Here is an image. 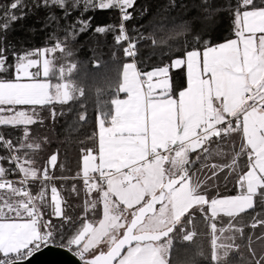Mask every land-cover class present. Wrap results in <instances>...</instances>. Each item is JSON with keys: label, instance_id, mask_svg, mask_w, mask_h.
<instances>
[{"label": "trees", "instance_id": "trees-1", "mask_svg": "<svg viewBox=\"0 0 264 264\" xmlns=\"http://www.w3.org/2000/svg\"><path fill=\"white\" fill-rule=\"evenodd\" d=\"M105 2L97 0V4ZM9 3L0 0V26L8 24L6 30L0 27V81L15 79L22 56L54 49L49 79L55 83L63 75L71 99L22 107L34 119L30 125H0V178L22 175L29 180L39 212L52 219L57 231L62 226L65 244H73L86 221L101 219V192L106 182L96 180V189H90L82 178V159L98 150L99 123H111L114 102L123 97L119 87L125 64L134 61L143 74L170 66L189 53L235 38L238 16L264 9V0H208L207 10L193 9V0H136L130 10L133 18L124 22L128 42L135 48L131 57L127 40L114 41L121 23L118 10L90 11L85 19L94 17L91 28L81 32L68 21L52 23L49 11L55 9H49L45 0H23L24 6L15 13L23 18L12 22L4 11ZM183 21L189 23L176 27ZM97 26H112L113 31L97 33ZM169 77L171 95L176 96L186 87V71L172 69ZM203 143L180 174L185 170L194 194L208 201L239 195L240 182L251 166L241 130L225 124ZM262 183L254 207L232 221L239 232L220 237L222 242L228 240L226 257L214 261L209 217L192 210L191 219H184L165 236L171 241L170 264H264V176ZM21 185L16 182L12 188H0V202L29 210L22 206L26 197L20 192ZM53 189L61 198L62 217L53 213ZM56 245L61 246L60 237Z\"/></svg>", "mask_w": 264, "mask_h": 264}, {"label": "crops", "instance_id": "crops-1", "mask_svg": "<svg viewBox=\"0 0 264 264\" xmlns=\"http://www.w3.org/2000/svg\"><path fill=\"white\" fill-rule=\"evenodd\" d=\"M236 33L235 38L198 53V66L200 69L199 81L202 84L205 83V87L194 92L192 96L187 94L189 85L185 67L173 68L171 65L167 66L168 77L172 69L184 68L186 71V87L182 91L176 96L171 95L170 77L168 88L169 96L178 101V103L185 96L181 109L182 111L184 110L186 118H184L183 122H181L182 120L179 121L175 129L171 127L169 132L171 138L157 147L158 150L165 148L169 142L174 140L178 145L186 144L188 146L192 141H195V136L198 133L197 128L200 125L210 124L212 122L216 125L224 126L231 119H240L241 123L233 127L241 130L249 150V155L251 156V166L240 182V194L234 197L208 201L206 198L198 197L194 194L188 178L172 192L174 199L172 214L173 225L171 230L184 219H191L192 216L190 214L192 210L197 215L199 213L203 217H205L204 215L209 217L213 236V259L215 262L226 257L229 251L228 240L222 242L220 237L224 233L231 234L239 232L235 228L236 226H233L235 223L232 225V221L240 218V216L254 207L255 195L263 184L262 178L264 176V9L241 13L237 18ZM132 62L137 69L136 74L140 77V83L142 82L143 87L146 76L152 71L144 74L140 73L136 63L134 61ZM204 91H207L205 96L203 95ZM120 92L123 94V97L114 102L111 123L109 125H106L103 121L99 123L98 150L93 152V154L83 156L82 164L89 157H96V160L89 166L92 170L95 161L99 163L100 155L104 154L102 149L105 144L102 145V139L110 146L109 150L112 159H110L108 164L112 168L109 169L120 170L124 163L126 165L131 164L137 166L138 164L146 162L145 152L143 150H138L131 143L126 145L122 143L120 134H124L123 136L127 137V135L138 131L141 128L140 123L142 120L132 119L131 111H127L124 106L128 95L121 90ZM199 94L204 99L198 109V100L200 103ZM194 104H197V106ZM191 105L194 106L193 110ZM188 115L191 116L190 118H196L197 124H200L197 128L193 125L194 123H188L190 119H188ZM214 134H217V132H212L206 138ZM189 146L184 153H180L175 157L169 155V159L165 163L160 164L155 169V172L150 171L148 173V170L145 171L144 180L137 185V188H134L135 193L132 190L127 191L126 197L135 199L134 203H132L134 206H129V210H138L151 195L153 196L155 193L161 191L167 176L170 178L178 177L190 155L201 148L200 146ZM123 156L127 159L123 160ZM131 159L133 161H130ZM127 170L128 168L125 172ZM97 171H94V175L99 174ZM121 175V172H117L115 175L117 177L114 176V180L108 186L105 184L104 190L101 192L102 216L98 223L93 226L92 232L90 231L86 236V241L89 243L93 242V240L98 242L99 240L101 242L105 240V237L107 238V235L103 233L105 228H108L106 231L107 234L113 231L112 240L116 241L117 238L124 234L128 227L126 226V219L130 217L126 213L121 219L113 217L112 215L105 217V212L103 214V201H106L110 205V197H114L115 204L121 208L122 212L125 210L124 205L111 194L112 191L118 188L128 187L126 185L127 179L124 178L125 176L120 177ZM126 175H128L129 182L139 180L138 173L135 171L134 173H126ZM90 180L91 182L88 187L92 190L96 189V180L92 178ZM109 188L111 191H109ZM115 204L112 203L111 206L113 207ZM109 205H107V210L110 209ZM221 221L224 222H222L223 227L220 228V232L218 226ZM226 221L227 223H225ZM114 232L116 233L114 234ZM187 236L190 239L191 235ZM259 248L261 247H256V249ZM170 249L171 241L169 237H163L156 241L138 243L128 248L116 264H170ZM95 251L98 253L105 252L101 251V249H95Z\"/></svg>", "mask_w": 264, "mask_h": 264}, {"label": "rangeland", "instance_id": "rangeland-1", "mask_svg": "<svg viewBox=\"0 0 264 264\" xmlns=\"http://www.w3.org/2000/svg\"><path fill=\"white\" fill-rule=\"evenodd\" d=\"M53 52L54 49H41L34 55L22 56L15 68V79L12 81H0V125L32 124L34 121L33 117L23 112L24 109L22 107L27 105L67 103L70 101V86L63 79V75L60 76V80L58 81L59 83H52L49 79L52 71L50 63ZM198 53L199 52L189 53L185 58L176 59L171 63V67L173 68L185 67L189 85L187 94L190 96L194 95L193 93L198 91L200 88L205 87V83L202 84L199 81L200 69L198 66ZM167 70L168 67H163L149 73L146 76L145 84L143 83L144 85L142 87V82L140 83V77L136 74L137 69L135 65L132 61L128 62L125 64L121 85L119 87V90L127 93L128 95V99L124 103V106L126 107L127 111H131L132 119L136 118L138 120H142L140 123L141 128L138 131L133 132L131 135H127V137L123 136L124 134H120L122 143L124 145L131 143V145L136 147L138 150H143L145 152L146 162L138 164L137 166L131 164L126 165V163H124L121 166L122 170L109 169L112 168V166L108 164L110 159H112L109 150L110 146L109 144L107 145L102 139V145L105 144L106 146L104 145L102 149L104 154L100 155V162L97 163L95 161L93 170L89 166H91V163L96 160V157H89V159L82 164V178L88 186L91 182L90 178L98 175L101 176L104 170L108 172L113 171L115 175L117 172H121L122 175L120 177L125 176L124 178L127 179L126 185L128 187L118 188L111 193L120 203L124 205L125 210L122 212L121 208L115 204L114 197H110V205L106 203V201H103V214L105 212V217L112 215L113 217L121 219V217L126 213V215L131 218L126 219V226L131 224L132 220L137 216L138 212L144 208V206H146L153 198L159 195L160 191L155 193L153 196L151 195V197L149 196L150 198H148L138 210H129V206H134L132 203H134L135 199L127 198V191L132 190L135 193L134 188H137V185L144 180L145 171L148 170V173H150V171L155 172V169L158 168L160 164L165 163L166 160L169 159V156L163 155L165 150L167 148H171L173 150L171 156L175 157L180 153L186 152L189 145L191 147H201L204 145L203 142L199 143L197 140L194 142L192 141L191 144H188V146L186 144L178 145L176 144L177 142H174V140L169 142L165 148L159 150L157 149L159 145L171 138L169 133L170 128L173 127V129H175L177 123L181 120V122H183L184 118H186L184 110L182 111L181 109L185 96L181 99L180 103L169 96V77ZM206 92L207 91L203 92L204 96ZM199 98L200 103L198 100V109L202 105L204 99L202 98L201 94H199ZM194 105L197 106V104ZM191 106L193 110L194 106ZM190 117L191 116L188 115V119ZM190 122H192V124L194 123L193 125H195L196 128L200 125L197 124L198 122L195 117L190 118L188 123ZM179 146H181V148ZM86 154L90 155L93 154V152H88ZM123 158V160L127 159L124 156ZM130 161H133V159ZM125 168H128L130 172H137L139 180L136 182H129ZM97 169H99V171H97ZM94 171H97L99 174L94 175ZM114 176L108 178L106 181L107 186L108 184H111V181L114 180L113 178L117 177L118 175L115 177ZM109 191H111L110 188ZM172 192L162 197L159 200L158 205L146 215L144 220L137 226L136 234H141V232L145 231L152 235L162 232H165L166 234L171 230L173 225L172 214L174 199ZM51 200L54 216L62 217V202L59 193L55 189L51 191ZM112 203L115 204L113 207L111 206ZM107 205L110 206L109 210H107ZM22 206L26 207L25 205ZM0 207L10 206L6 204V202L2 201L0 202ZM96 223L97 222L95 221H86L83 224L81 231L73 240L75 250L80 253V257L82 259H89L99 254L97 251H95V249H101V251L107 252L122 236L121 235L119 238H117L116 241L112 240L113 231H110L107 234L106 231L108 228H105L103 231V233L107 235L105 240L102 242L101 240H99V242L93 240V242L89 243L86 241V236L88 233H90ZM115 233L116 232H114V234Z\"/></svg>", "mask_w": 264, "mask_h": 264}, {"label": "snow or ice", "instance_id": "snow-or-ice-1", "mask_svg": "<svg viewBox=\"0 0 264 264\" xmlns=\"http://www.w3.org/2000/svg\"><path fill=\"white\" fill-rule=\"evenodd\" d=\"M45 3L49 9H55V11H49L52 23H58L61 20L68 21V25L72 29L75 30L79 27L81 32L86 28H91V19L94 17L85 19L90 11L118 10L121 23L116 28L118 34L114 36V41L120 43V34H124V38L128 39L124 22L133 18L130 10H134L136 0H106L103 4H97V0H68V3H65V0H45ZM207 4L208 0H193L192 8L201 9V7H205L207 10ZM23 6V0H10L4 9L7 19L12 22L22 19V16H17L15 13ZM225 7H230V5ZM219 10V7L215 9L217 12ZM69 17L72 19L69 20ZM188 23L189 21H183L176 27L183 28ZM0 27L6 30L8 24ZM94 31L107 33L113 31V28L112 26H97ZM28 207L29 210L26 211L0 207V264H27L43 248L55 247L57 237H60L63 249L79 261L80 253L75 250V245L72 243L65 244L62 238V226L61 230L57 231V226L53 224L51 218H45L43 212L37 217L35 211L31 210L30 206Z\"/></svg>", "mask_w": 264, "mask_h": 264}, {"label": "water", "instance_id": "water-1", "mask_svg": "<svg viewBox=\"0 0 264 264\" xmlns=\"http://www.w3.org/2000/svg\"><path fill=\"white\" fill-rule=\"evenodd\" d=\"M186 175V171L184 170L182 174L176 178L167 176L159 195L153 198L150 203L138 212L137 216L126 228L124 234L107 252L99 253L89 259L79 258L78 261L72 254L64 250L62 246L56 245L55 247L43 248V250L35 254L27 264H116L131 246L146 241L162 239L168 233L165 234V232H162L154 235L149 233L136 234V228L144 220L146 215L158 205L162 197L172 192L186 179Z\"/></svg>", "mask_w": 264, "mask_h": 264}, {"label": "built area", "instance_id": "built-area-1", "mask_svg": "<svg viewBox=\"0 0 264 264\" xmlns=\"http://www.w3.org/2000/svg\"><path fill=\"white\" fill-rule=\"evenodd\" d=\"M121 40L125 39L124 38V35H122L120 37ZM127 40L128 42V39H125ZM128 50V54L132 57L134 54H135V48L132 44H130L128 42V46H127ZM1 122V120H0ZM240 119L239 118H236V119H231L227 122L228 126H231L233 127L234 125H238L240 124ZM210 125V126H209ZM222 129V126L221 125H216L212 122H210V124H202L199 126L198 128V133L197 135L195 136V140H197L199 143L201 142H204L205 138L207 135H210L212 132H220ZM181 148V146H179ZM172 149L171 148H168L165 150V152L163 153V155H166V156H169L171 153H172ZM126 173H130L129 170L126 171ZM114 175V172L113 171H106L104 170L102 172V175H98V176H93L92 179H95V180H100L102 182H106L108 180V178H110L111 176ZM18 182V183H21V188H20V192L22 194H24V196L26 197L25 201H24V205L26 206V208H29L28 206H30V209L31 210H34L35 211V215L37 217L40 216V212L38 210V207L35 203V200L30 192V189L28 187V182L29 180L27 178H25L24 176H20L19 178H0V188H4V189H9V188H12L13 185ZM81 258V257H80Z\"/></svg>", "mask_w": 264, "mask_h": 264}]
</instances>
